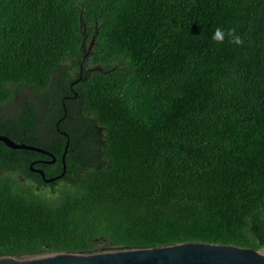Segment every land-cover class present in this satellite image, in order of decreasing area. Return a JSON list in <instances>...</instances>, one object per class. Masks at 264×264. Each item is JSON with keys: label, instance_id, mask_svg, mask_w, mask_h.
Listing matches in <instances>:
<instances>
[{"label": "trees", "instance_id": "16d2710c", "mask_svg": "<svg viewBox=\"0 0 264 264\" xmlns=\"http://www.w3.org/2000/svg\"><path fill=\"white\" fill-rule=\"evenodd\" d=\"M14 103L0 134L57 162L0 142V257L264 250V0H0Z\"/></svg>", "mask_w": 264, "mask_h": 264}, {"label": "water", "instance_id": "95a60500", "mask_svg": "<svg viewBox=\"0 0 264 264\" xmlns=\"http://www.w3.org/2000/svg\"><path fill=\"white\" fill-rule=\"evenodd\" d=\"M62 134L66 136V140L59 157L61 163L59 174L45 177L40 168L32 167L35 161L29 164V170L38 173L45 183L58 179L65 173L68 138L65 132ZM0 142L11 149H28L46 154L50 160L42 161L44 163H52L56 159L52 153L40 147L16 143L3 134H0ZM0 264H264V250L216 243L179 242L93 253L63 251L30 257L1 256Z\"/></svg>", "mask_w": 264, "mask_h": 264}, {"label": "clouds", "instance_id": "9594fccd", "mask_svg": "<svg viewBox=\"0 0 264 264\" xmlns=\"http://www.w3.org/2000/svg\"><path fill=\"white\" fill-rule=\"evenodd\" d=\"M226 35L229 37L230 43L236 45H241L243 43L242 38L236 34L235 28H229L227 33H225L222 28L217 27L214 29L211 39L216 43H223Z\"/></svg>", "mask_w": 264, "mask_h": 264}, {"label": "rangeland", "instance_id": "374dc122", "mask_svg": "<svg viewBox=\"0 0 264 264\" xmlns=\"http://www.w3.org/2000/svg\"><path fill=\"white\" fill-rule=\"evenodd\" d=\"M16 109V103L10 105L9 107H5V108H2L0 109V111L2 110L1 112V116L2 117H10L11 115L14 114V110Z\"/></svg>", "mask_w": 264, "mask_h": 264}, {"label": "flooded vegetation", "instance_id": "af4514ba", "mask_svg": "<svg viewBox=\"0 0 264 264\" xmlns=\"http://www.w3.org/2000/svg\"><path fill=\"white\" fill-rule=\"evenodd\" d=\"M60 132H62V131H60ZM46 160H50V159L49 158L40 159V160H38L39 162H37V164H39L40 166H43V165H51V164H54L55 162H57V159H55V161L52 162V163H44V162H42V161H46Z\"/></svg>", "mask_w": 264, "mask_h": 264}]
</instances>
